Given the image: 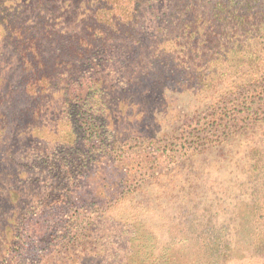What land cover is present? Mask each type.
I'll use <instances>...</instances> for the list:
<instances>
[{
	"label": "rangeland",
	"instance_id": "rangeland-1",
	"mask_svg": "<svg viewBox=\"0 0 264 264\" xmlns=\"http://www.w3.org/2000/svg\"><path fill=\"white\" fill-rule=\"evenodd\" d=\"M0 264H264V0H0Z\"/></svg>",
	"mask_w": 264,
	"mask_h": 264
},
{
	"label": "trees",
	"instance_id": "trees-1",
	"mask_svg": "<svg viewBox=\"0 0 264 264\" xmlns=\"http://www.w3.org/2000/svg\"><path fill=\"white\" fill-rule=\"evenodd\" d=\"M94 116V114H93ZM88 119H83V124H87L91 123V125L87 126V134H91L90 136H97L99 135V126L97 127V125H99L100 123L98 121L95 120V118L91 117V114L88 116ZM87 120V121H85ZM102 127V125H100ZM171 252L168 250H165L164 253H162V255L160 256V260L167 258V256L170 254ZM147 262H151V263H155L157 261H159V258H156L155 255L153 254V251H149L147 252Z\"/></svg>",
	"mask_w": 264,
	"mask_h": 264
}]
</instances>
